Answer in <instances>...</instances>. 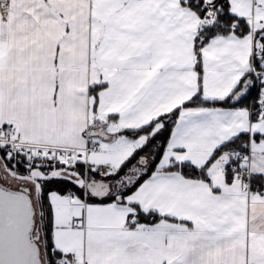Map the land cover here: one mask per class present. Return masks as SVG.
<instances>
[{"label":"snow or ice","instance_id":"1","mask_svg":"<svg viewBox=\"0 0 264 264\" xmlns=\"http://www.w3.org/2000/svg\"><path fill=\"white\" fill-rule=\"evenodd\" d=\"M0 264H264V0H0Z\"/></svg>","mask_w":264,"mask_h":264}]
</instances>
